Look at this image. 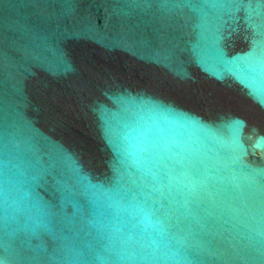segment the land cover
Masks as SVG:
<instances>
[{"label": "water", "instance_id": "obj_1", "mask_svg": "<svg viewBox=\"0 0 264 264\" xmlns=\"http://www.w3.org/2000/svg\"><path fill=\"white\" fill-rule=\"evenodd\" d=\"M2 264H264V0H0Z\"/></svg>", "mask_w": 264, "mask_h": 264}, {"label": "snow or ice", "instance_id": "obj_2", "mask_svg": "<svg viewBox=\"0 0 264 264\" xmlns=\"http://www.w3.org/2000/svg\"><path fill=\"white\" fill-rule=\"evenodd\" d=\"M0 264H2V262H0Z\"/></svg>", "mask_w": 264, "mask_h": 264}]
</instances>
